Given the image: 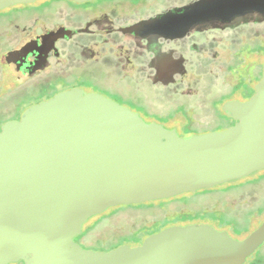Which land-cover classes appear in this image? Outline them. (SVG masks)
<instances>
[{"label": "water", "instance_id": "1", "mask_svg": "<svg viewBox=\"0 0 264 264\" xmlns=\"http://www.w3.org/2000/svg\"><path fill=\"white\" fill-rule=\"evenodd\" d=\"M33 1L0 0V9ZM215 1L196 0L123 31L164 33L171 19L172 29L184 25L176 34L183 35L213 15ZM221 109L232 125L180 136L100 93L72 87L3 123L0 264H244L264 243V219L241 238L194 222L106 251L75 241L91 217L109 208L167 199L263 170L264 62L254 93L228 99Z\"/></svg>", "mask_w": 264, "mask_h": 264}, {"label": "rangeland", "instance_id": "2", "mask_svg": "<svg viewBox=\"0 0 264 264\" xmlns=\"http://www.w3.org/2000/svg\"><path fill=\"white\" fill-rule=\"evenodd\" d=\"M109 1L95 2L103 4ZM185 1L187 0H139L130 4L129 0H118L110 11L136 18ZM10 29L12 27L0 26V35ZM234 35L235 42L232 41L233 33L228 29L211 30L204 35H197L198 47L194 52L186 50V56L190 53L192 56L188 57L189 60L184 66L183 77L180 80L176 77L174 85L168 88L162 82L153 85L151 80L144 78L145 62L133 59L128 39L108 35L106 41L92 43L91 48L75 49L77 55L81 56H76L74 60H86V71L92 75L75 72L67 84L100 93L137 111L145 120L154 119L166 127L175 128L180 136L225 129L232 121L219 109L224 95L230 98H244L250 94L249 83L252 86L256 78L250 79L252 70L242 67L255 64V70L258 72L264 61V55L253 49L254 52L240 64L242 74L238 78L237 72L234 71L238 69L237 64L234 66V56L231 57L230 54L237 49L243 36L247 37L251 44L264 43V25L251 24ZM0 41L4 43L3 39ZM209 44L211 45L208 46ZM244 49L246 48L241 51H245ZM137 68H143V71L138 72ZM237 78L236 88L230 90ZM146 111L150 117L145 115ZM17 114V110H12L2 115L0 121ZM153 115L158 118H152ZM187 132L190 133L186 134ZM251 175L211 191L183 193L178 197L163 199L165 201L160 204L156 201L153 207L132 206L111 212L91 229L92 235L84 242L89 246L81 242L79 244L83 248L106 251L117 247L122 236L142 228L157 229L164 224H167L165 227L183 224L182 219H199L206 212H214L215 215L232 219V223L237 226L236 230H232L228 225L224 229H229L231 236L240 238L264 219V175L257 177V172ZM259 251L261 246L248 256L245 262L249 263L251 257ZM257 264H264V250L260 253Z\"/></svg>", "mask_w": 264, "mask_h": 264}, {"label": "flooded vegetation", "instance_id": "3", "mask_svg": "<svg viewBox=\"0 0 264 264\" xmlns=\"http://www.w3.org/2000/svg\"><path fill=\"white\" fill-rule=\"evenodd\" d=\"M95 1L97 0L84 2L35 0L0 9V26L12 27L0 35V40H4V43L0 41V119L2 115L8 114L12 110L18 111L17 115L1 120L0 128L6 121L19 120L22 112L30 105L44 101L60 91L72 88L67 83L71 81V76L75 72L84 75L90 74L86 71V60L78 62L74 60L79 55L75 49L91 48L92 43L98 44L102 40L106 41L108 35H114L113 38L128 39L131 44L133 59L145 62L144 78L151 80L153 85L162 82L168 88L174 85L173 82L177 79L176 77H179V80L183 77L184 66L189 60L188 57L192 56L191 53H188L190 56H186V50L194 52L198 47L197 35H204L211 30L228 29L233 33L232 41L235 42V32L245 30V27L251 24L264 25V0H216L213 2L215 6L213 15L207 19L195 21L183 35L176 34L184 32V25L172 29L173 20L171 19H169V27L164 33L140 28L133 32H125L123 29L133 24L156 17L166 11H175L176 8L196 0H187L161 11L136 18L111 12L110 9L115 7L118 0H110L103 4ZM138 1L129 0V3L135 4ZM181 12L182 10L179 11V13ZM181 21L185 24L188 22L187 18H183ZM242 48H246L245 51L242 52ZM253 49H257L258 54L264 55V43L251 44L250 40L243 36L237 49L235 48V51L230 55L231 57L234 56V60H232L234 66L237 64L238 69H234V71L237 72L238 78L241 77V69L245 67L246 70H252L253 75L250 79L259 76L255 81L256 83L261 78L264 61L258 72L254 68L255 64H246L242 68L240 66L243 59L248 58L254 52ZM7 54H9L8 58ZM72 67L73 70L71 71ZM136 70L142 72L143 68ZM238 78L230 90L236 88ZM255 83L252 86L249 83L251 93L248 96L236 99L244 100L251 96L254 93ZM224 96L221 105L224 101L232 99ZM221 105L219 109H221ZM229 119L233 123L235 122L232 118L229 117ZM152 120L154 119L148 121ZM258 173L257 177L263 176L264 169L257 171ZM178 196L181 195L174 197ZM208 213H212L216 218L220 217L214 212H206L205 214ZM194 222L214 225L210 221L200 218L187 223ZM263 244L261 251L251 257L249 262L252 261V264H257L258 257L264 250Z\"/></svg>", "mask_w": 264, "mask_h": 264}, {"label": "trees", "instance_id": "4", "mask_svg": "<svg viewBox=\"0 0 264 264\" xmlns=\"http://www.w3.org/2000/svg\"><path fill=\"white\" fill-rule=\"evenodd\" d=\"M254 68H255V65H254ZM256 69V68H255ZM259 78V76L256 77V80ZM248 96V95H247ZM145 115L147 117H150V115L147 113V111L145 112ZM225 116H227L229 118V116L227 114H223ZM153 117H157L155 115L152 116ZM232 121V120H231ZM233 122H231L230 125H232ZM190 132H187L186 134H189ZM236 181H232V182H228V183H225L223 185H226V184H229L231 185L232 183H234ZM222 186V185H221ZM220 186H216L214 188H206V189H202V190H199L195 193H198V192H207V191H211L213 189H216V188H219ZM171 199V198H170ZM167 200V199H165ZM165 200H154V201H148V202H144V203H140V204H130V205H119V206H116V207H112L110 208V210H107L99 215H96L93 217V219H89L84 225H83V229H82V232L75 237V241L78 242V243H83L84 245H86L84 242L85 240H89V235H92L91 234V229L93 228V226H95L98 222H100L101 220H103L108 214H110L111 212H114V211H117V210H120V209H123V208H127V207H137V206H141V207H153L155 206V202L157 201L158 204L164 202ZM206 218H209L210 220V223L214 224L217 228H220V229H224L226 228L225 226L228 225L232 228V230H236L235 228V223H232V219H226L225 216H220L218 218H216L212 213H208V214H204V215H201V218L200 219H206ZM194 219H188V218H184L182 219V222L184 223H187V222H192ZM167 224H164V225H161L159 228H153L151 229L150 227H147V228H142L136 232H133L131 233L130 235H126V236H122V240L119 241V243L116 245V246H119L121 244H129L131 246L133 245H137V244H140L142 242V240L148 236L149 234L151 233H154V232H157L159 230H161L162 228H164ZM228 231H230L229 229H227ZM86 246H89V245H86ZM247 264H252V261L247 263Z\"/></svg>", "mask_w": 264, "mask_h": 264}]
</instances>
